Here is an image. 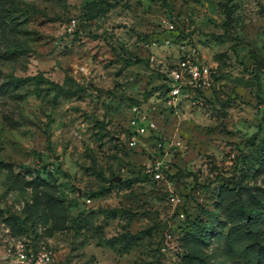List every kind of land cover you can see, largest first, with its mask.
Here are the masks:
<instances>
[{
	"label": "rangeland",
	"instance_id": "rangeland-1",
	"mask_svg": "<svg viewBox=\"0 0 264 264\" xmlns=\"http://www.w3.org/2000/svg\"><path fill=\"white\" fill-rule=\"evenodd\" d=\"M262 220L264 0H0V264H254Z\"/></svg>",
	"mask_w": 264,
	"mask_h": 264
},
{
	"label": "built area",
	"instance_id": "built-area-1",
	"mask_svg": "<svg viewBox=\"0 0 264 264\" xmlns=\"http://www.w3.org/2000/svg\"><path fill=\"white\" fill-rule=\"evenodd\" d=\"M177 70L171 72L170 95L175 98L183 86H205L208 81V69L205 66H196L191 64L188 60H182L178 64ZM131 144H134L132 139ZM164 164L160 160H155L151 165L146 166L145 171L150 173L151 177L155 180L163 179ZM171 202L175 201L174 196H170ZM13 264H51V253L43 247L27 248L20 245L17 248L16 256L12 261Z\"/></svg>",
	"mask_w": 264,
	"mask_h": 264
},
{
	"label": "trees",
	"instance_id": "trees-1",
	"mask_svg": "<svg viewBox=\"0 0 264 264\" xmlns=\"http://www.w3.org/2000/svg\"><path fill=\"white\" fill-rule=\"evenodd\" d=\"M38 77L43 79L41 74H38ZM263 222H264V220H262L260 224H263ZM256 234H257L258 240L260 241L261 248H260V250L258 252V256H257V259H256L254 264H264V238H263V236H261L262 235V230L260 228H257V233ZM245 263L246 264H252L250 262V260H246Z\"/></svg>",
	"mask_w": 264,
	"mask_h": 264
},
{
	"label": "water",
	"instance_id": "water-1",
	"mask_svg": "<svg viewBox=\"0 0 264 264\" xmlns=\"http://www.w3.org/2000/svg\"><path fill=\"white\" fill-rule=\"evenodd\" d=\"M121 177L120 176H114L111 178V181H120Z\"/></svg>",
	"mask_w": 264,
	"mask_h": 264
}]
</instances>
